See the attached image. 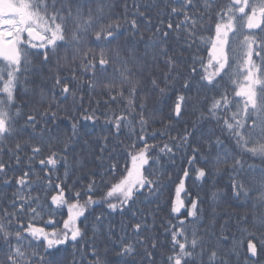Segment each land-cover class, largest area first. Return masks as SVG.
<instances>
[{"label":"snow or ice","instance_id":"6c2138e0","mask_svg":"<svg viewBox=\"0 0 264 264\" xmlns=\"http://www.w3.org/2000/svg\"><path fill=\"white\" fill-rule=\"evenodd\" d=\"M98 2L0 0V183L13 184L9 178L13 160L16 166L25 161L28 166L14 177L16 191L11 198H0V264H53L50 257L68 244L74 250L71 264H162L159 258L163 264H264V0H227L214 12L212 34L207 36L205 15L211 18L215 0H204L203 13L195 0H165L175 23L173 19L165 23L157 14L155 24L154 3L134 2L131 13L125 4L119 15L112 4L93 9L91 5ZM142 25L155 29L147 41ZM125 35L133 41L131 47L120 43ZM137 36L143 52L135 46ZM170 36L175 46L169 43ZM201 48L206 57L199 54ZM185 52L190 55L185 57ZM226 82L232 87L231 96ZM22 83L36 85L30 104L17 102ZM98 89L108 96L104 105L123 104L119 113L109 108L104 115L113 137L127 129L131 167L118 172L111 153L104 163L105 136L95 156L100 170L77 176L88 164L85 157L74 155L75 145L84 136L81 121L94 125L98 119L101 100L90 99ZM202 93H212L210 103L204 104L209 97L202 99ZM152 101L155 107L150 110ZM165 107L166 122L158 116ZM190 108L200 120L220 125L232 147L219 136L193 146V133L187 128L172 136ZM61 113L70 122V134L60 129ZM155 123L161 129L150 131ZM157 135L168 142L150 144ZM5 153L9 161L2 158ZM177 153L186 157L183 162L189 167L183 170L176 200L170 204V214H177L178 222L160 225L171 239V254L165 256L155 234L158 213L132 211V206L141 196L159 195L164 185L149 178L153 166L161 154L174 162ZM198 157L204 166L196 167ZM245 157L259 159L261 166L248 164ZM189 168L191 178L201 183L228 173L232 195L251 204V227L245 215L240 217L245 226L238 237L228 229L227 220L217 233L216 219L230 214L220 215L213 207L211 236L216 243L205 241L209 230L189 231L186 220L179 218L182 210L184 217L192 218L190 224H198L204 213L199 196L187 205L180 199ZM211 198L218 206L227 193L216 190ZM93 206L121 214L127 209L135 221L119 228L105 225L104 213L94 214ZM64 209L67 218L58 228L51 217ZM89 227L91 237L86 239ZM78 244L89 251H81L77 260ZM109 253L114 259H108Z\"/></svg>","mask_w":264,"mask_h":264},{"label":"trees","instance_id":"16d2710c","mask_svg":"<svg viewBox=\"0 0 264 264\" xmlns=\"http://www.w3.org/2000/svg\"><path fill=\"white\" fill-rule=\"evenodd\" d=\"M138 2L141 4V6L145 3H154L156 6L152 9V16H153V23H157V14L159 15V19L165 21V23L169 19H173V23H175V18H172L170 16V9H168L165 5V0H99L98 3H93L91 7L93 9H96L97 7L101 5L106 4H112L113 12L115 14L123 15L125 8L124 5H128L129 13L131 11H134L133 9V3ZM196 4L198 5V10L203 13V3L204 0H195ZM227 0H215L216 9H213V12L211 14V18L209 19L208 15H205V28L209 29L208 31L203 32L205 36L211 35V29L214 27L215 23V15L214 12L218 10L220 6L225 5ZM143 10V9H142ZM155 29H152L151 31L147 30L143 25L141 27V32L143 33L144 41H147L150 37L153 35V31ZM135 46L139 49L140 52H143L144 50V44L140 43V37L137 36L134 38ZM121 45L128 44L129 47L132 46L133 41L125 35L122 37L120 41ZM169 43L175 46L176 42L173 37H169ZM200 55L206 57V53L201 48ZM190 54L188 52L184 53L185 57H188ZM111 71V70H110ZM114 75V73H112ZM110 77H105V79ZM225 86L228 88L229 95H232V87L225 83ZM36 87L35 84H21L17 91V102L20 104H30L32 99V89ZM25 88L28 89V91H25ZM204 95H207L209 99L204 100V104L210 103V99L212 96V93H202L201 98L203 99ZM90 99L101 100L100 108L97 112V121L93 125L91 122H84L81 121V128L80 131L84 133L83 138H81L75 145V153L74 155H79L82 157H85V163L88 164L87 167L83 169V171H78L77 176H84L86 173L92 172V171H98L100 170L98 165L99 161L95 159L96 154L98 153V145L103 143L102 138L107 136L108 137V151L105 153V161L106 164L107 157L109 153L115 158L116 162L119 165L118 172H122L125 167L130 168L131 167V157L128 154L131 150L128 148V145L131 142V138L127 134V129H124L121 133V135L117 137H113L111 135L112 133V127L110 124H107L106 116L104 115L105 112L109 111V108L113 112L119 113L121 109L123 108V104H120L117 106V104H110L108 106L104 105L103 100H107L108 96L105 92H103L101 89L97 90V94L90 97ZM139 100V97H138ZM87 106V105H86ZM155 107V101H152L149 103V109L152 110ZM163 107V106H161ZM27 111V109H24ZM169 109L166 107L163 109L162 112L158 113V116L161 119H164L166 122V118L168 115ZM62 122L60 124V129L62 132H67L70 134V122L67 119H63L64 113H61ZM22 123V121H21ZM195 124V127L193 125ZM160 123H155L152 125L151 130H160L161 129ZM187 128L189 131L193 133V146H195L196 142H200L202 140H209L211 137L212 139H215L216 136H219L221 139L225 140V143L229 146V148L232 147V144L229 140L226 139V133H222L220 128L221 126L216 124L215 121L211 120H200L199 114L189 109L187 115H185L184 120L181 121L176 125V129L171 132L172 136H176L179 133H183V131ZM88 140V145H84L83 140ZM150 144H161L164 142H168L166 137H160L157 135L155 140L150 139L148 141ZM9 146H13L12 142L9 143ZM201 151H204L203 147L201 148ZM217 149L213 147L212 153L213 158L216 153ZM46 154V153H45ZM207 155V153H205ZM177 156L179 158H176L174 162L169 159L167 155L161 154L159 156V163L153 166V174L149 178L152 179H159L160 182L164 185V187L161 189L159 195L157 196H149L147 199H145L143 196H141L137 202L136 205L132 206V211H135L137 209L141 210L144 213H158L156 215V225H157V231L156 236L158 237L161 245V250L166 255L171 254V239L170 236L166 235L164 233L163 228L160 227L161 224H166L167 220H171L173 224H176L178 221L175 218L177 214H170V204L174 203L176 200V187L178 186L180 180L182 179V173L185 168H188L189 166L183 162L186 157L183 156L181 153H177ZM5 161H9L10 157L7 153H5L2 157ZM245 160L248 164H254L256 166H261V161L259 159H249L248 157H245ZM91 162V163H88ZM204 166L203 162L200 161L199 157L197 158L196 167H202ZM147 167V166H146ZM37 170L39 171V165H36ZM28 166L26 161L22 162L20 166H16L14 160L12 161V168L9 171V178L13 180V184L11 186H5L2 183H0V198L3 199H10L12 196V193L16 191V186L14 182V177L22 174L23 170H27ZM63 167L60 168V174L63 173ZM190 171V177L188 179L184 180L185 184V190L181 191L180 193V199L184 201V203L187 205L188 200L190 198H196L199 196V198L202 201L204 213L201 216V220L198 224H190L188 221H191L192 218H186L183 216V210L182 213L179 214L180 219H185L186 224L185 227L191 230L192 227L199 228L200 232L203 234L205 230H209L208 234L204 236V239L206 242H210L212 244H215V237L211 236V216H212V209L213 207L216 208V212L220 215H223V213H228L230 215L224 216L223 219L217 218L215 221V231L217 233L220 232L221 225L225 222V220L228 221V229L230 232L235 235H240V230L245 225L242 221H240V217H243L245 215L248 216V226L251 227V218L253 214V209L251 207V204L246 202L243 197L237 199L234 197L231 193V189L228 187L229 185V174L228 173H222L220 176L212 177L210 180L206 182H199L193 180L191 177L194 175V173ZM43 175V173H41ZM147 175V172H146ZM97 179H99L97 177ZM245 179H249L248 177H245ZM83 183H86V180L82 181ZM215 185V186H214ZM216 190H222L227 193V199L222 200L218 206L214 205V202L211 198V193ZM35 194V193H33ZM190 194V195H189ZM42 200H44V194L43 192L40 193ZM99 195V193H97ZM45 203H48V201H45ZM157 204H159L160 209L157 210ZM55 208V206H52ZM94 214H100L101 212L104 213L106 220L105 225L108 223H111V225L115 228H119L122 223H127L128 221H135V218L132 217V211L125 210L123 214L121 213H111L110 210H107L106 208H102L100 206H93ZM67 210L64 209L62 212L58 214H54L51 218L56 221L57 227H62V220L67 218L66 215ZM49 217L46 215L44 217V220L47 221ZM93 219V215L89 216V221ZM149 222H151V216H149ZM38 226H46L48 231L53 230L52 225H45L42 224L40 221H37ZM103 228V225L101 226ZM91 237V231L90 227L88 230V236L86 239ZM101 252H103V246L99 245ZM2 247V246H0ZM81 251L87 253L89 249L85 248L83 245L78 244L76 246L75 250V259H79L81 255ZM43 254V253H42ZM3 256V252L0 251V257ZM53 260V264H57L59 261H63V264H71V261L74 259V250L71 247V244L68 245H61L60 250L57 252H54L53 256L50 257ZM88 260H91L92 257L89 255L87 256ZM108 259L112 260L114 259L113 254L109 253ZM161 259V262L163 264V258ZM235 264V262H234Z\"/></svg>","mask_w":264,"mask_h":264}]
</instances>
